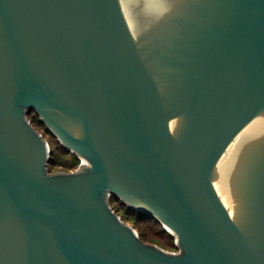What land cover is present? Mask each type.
Masks as SVG:
<instances>
[{
    "label": "water",
    "instance_id": "1",
    "mask_svg": "<svg viewBox=\"0 0 264 264\" xmlns=\"http://www.w3.org/2000/svg\"><path fill=\"white\" fill-rule=\"evenodd\" d=\"M0 264H264V0H0Z\"/></svg>",
    "mask_w": 264,
    "mask_h": 264
},
{
    "label": "rangeland",
    "instance_id": "2",
    "mask_svg": "<svg viewBox=\"0 0 264 264\" xmlns=\"http://www.w3.org/2000/svg\"><path fill=\"white\" fill-rule=\"evenodd\" d=\"M35 114L38 118H40V115L35 113V111L29 114V118L32 119L33 115ZM33 124L44 134L45 138L50 143V148L53 150L51 152V156L54 158V163H52L50 166L51 172L74 171L80 166L81 162L84 161V159L77 153L66 149L62 142L59 140L58 136L54 135L47 128V124L45 122H42V124H36L35 122ZM111 199H113V201L111 200V203L118 209V213L122 216V218L127 223L131 224L139 232L140 235L141 232H143L144 241L156 244L169 252H179L181 250L179 247L178 236L173 233L172 229H167L163 222L155 217L150 218V216L148 215L139 216L138 210L132 209V211H128V208H131L128 206V204L122 202V199L119 196L117 197L112 195ZM162 229H165L172 235H161L160 237H157V234H160L158 233V231Z\"/></svg>",
    "mask_w": 264,
    "mask_h": 264
},
{
    "label": "trees",
    "instance_id": "3",
    "mask_svg": "<svg viewBox=\"0 0 264 264\" xmlns=\"http://www.w3.org/2000/svg\"><path fill=\"white\" fill-rule=\"evenodd\" d=\"M35 119V120H34ZM32 122L33 123H35L36 122V124H42V121L40 120V118H38L37 117V115L35 114V115H33V117H32ZM62 146V145H61ZM65 150V149H64ZM53 151V150H52ZM78 160V159H77ZM52 163H54V158L51 156V160H50V163H49V167L51 166V164ZM50 169H51V167H50ZM112 201H113V199H111ZM111 201V202H112ZM113 205V204H112ZM113 207L116 209V211L118 212V209L113 205ZM129 210H131L132 211V209H129L128 208V211ZM141 215H144V216H146V215H148V216H150V218H152V216L151 215H149L148 213H145V212H140L139 211V216H141ZM138 216V217H139ZM158 233H160V234H157V237H160L161 235H165V236H171L172 234L170 233V232H167L165 229H162V230H160V231H158ZM141 238L143 239L144 237H143V232H141ZM144 240V239H143Z\"/></svg>",
    "mask_w": 264,
    "mask_h": 264
},
{
    "label": "bare ground",
    "instance_id": "4",
    "mask_svg": "<svg viewBox=\"0 0 264 264\" xmlns=\"http://www.w3.org/2000/svg\"><path fill=\"white\" fill-rule=\"evenodd\" d=\"M83 159H84V162L86 161V159L83 157ZM169 229H171L170 227H168Z\"/></svg>",
    "mask_w": 264,
    "mask_h": 264
}]
</instances>
